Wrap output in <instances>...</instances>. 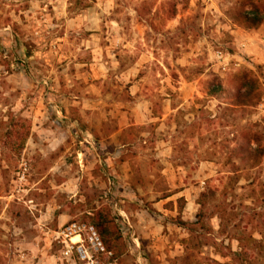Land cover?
Returning a JSON list of instances; mask_svg holds the SVG:
<instances>
[{
  "label": "rangeland",
  "instance_id": "obj_1",
  "mask_svg": "<svg viewBox=\"0 0 264 264\" xmlns=\"http://www.w3.org/2000/svg\"><path fill=\"white\" fill-rule=\"evenodd\" d=\"M259 1L248 27V0H0V264H78L53 233L104 206L124 251L97 264H264ZM70 94L110 112L105 130L136 104L151 122L92 137Z\"/></svg>",
  "mask_w": 264,
  "mask_h": 264
},
{
  "label": "trees",
  "instance_id": "obj_2",
  "mask_svg": "<svg viewBox=\"0 0 264 264\" xmlns=\"http://www.w3.org/2000/svg\"><path fill=\"white\" fill-rule=\"evenodd\" d=\"M247 4L249 6L250 12L242 13L243 18L248 27H255L261 23V19L255 16V13H257L261 8L260 1L248 0ZM3 124L6 125V123ZM106 126V123H102L100 128L96 130V133H101L103 137L114 130V128L105 130ZM27 135L28 128L22 124V121H20L19 119L16 120L12 124L11 128L3 134L5 140L4 143L7 149L11 150L13 148H17L18 145L16 144V142L21 145ZM243 138L244 140H247L246 136H244ZM242 149V147L229 149L228 158H231V156H235L244 160L245 158H247V156L249 157L250 154L248 153V151H243ZM135 184H141V181L137 179ZM135 184H130V186L133 188ZM197 204L200 208L203 207V204L200 203V201H198ZM85 219L87 223L95 229L105 253H110L113 258L120 256L123 253L124 243L122 241V237L117 225L114 222V218L111 216L110 211L107 207L104 206L98 209L92 208L90 214L85 215ZM240 252L241 257L246 256L244 250H241Z\"/></svg>",
  "mask_w": 264,
  "mask_h": 264
},
{
  "label": "crops",
  "instance_id": "obj_3",
  "mask_svg": "<svg viewBox=\"0 0 264 264\" xmlns=\"http://www.w3.org/2000/svg\"><path fill=\"white\" fill-rule=\"evenodd\" d=\"M88 77V73L86 75ZM82 78V80L86 81V77L84 74L77 75L76 78ZM91 85H88L86 90H89L87 93L90 94ZM72 99V104L70 106H75L78 109V112L83 116L85 115V121L89 124V130L88 133L92 136V132H96L97 129L100 128L102 123H105L107 121V116L110 112H105L103 117L96 118V112L100 109L99 103L96 102L95 98L91 97H85L83 95H76V94H70V98ZM134 109V115H133V122H129L126 117V112L124 111H117L115 112V115L111 116L110 118L114 120V130L107 134V136H103L106 138H118L124 130L129 128L130 126H142L146 123L151 122V118L147 120V115H149L150 110L146 107L143 108L142 105L136 104ZM142 107V108H141ZM91 109L92 111L88 113L85 109ZM96 111V112H95ZM105 138V139H106ZM115 146H119L120 148L124 147V144L119 143L117 140L114 141ZM119 149H114L112 156H116L117 164L116 167L120 169H125V167L128 165V160L123 157L122 151ZM119 169V170H120ZM122 184L128 186V189L130 192H133L134 189L130 186V184L125 182V177L122 178Z\"/></svg>",
  "mask_w": 264,
  "mask_h": 264
},
{
  "label": "built area",
  "instance_id": "obj_4",
  "mask_svg": "<svg viewBox=\"0 0 264 264\" xmlns=\"http://www.w3.org/2000/svg\"><path fill=\"white\" fill-rule=\"evenodd\" d=\"M260 43L264 47V39ZM213 57L215 61H221L218 63L224 69L221 52L216 51ZM53 234L54 242L60 245V254L65 261L75 260L78 264H97L96 256L104 252L95 229L87 223L69 221L58 227Z\"/></svg>",
  "mask_w": 264,
  "mask_h": 264
}]
</instances>
